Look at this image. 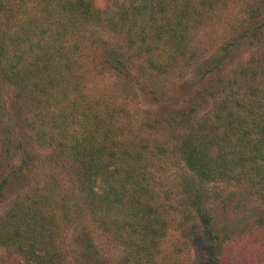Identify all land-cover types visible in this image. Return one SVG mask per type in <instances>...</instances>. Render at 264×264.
Returning a JSON list of instances; mask_svg holds the SVG:
<instances>
[{
    "label": "trees",
    "instance_id": "trees-1",
    "mask_svg": "<svg viewBox=\"0 0 264 264\" xmlns=\"http://www.w3.org/2000/svg\"><path fill=\"white\" fill-rule=\"evenodd\" d=\"M227 1L115 0L100 7L97 0H0V198L38 162L50 168L47 181L18 193L0 215V248L26 264H68L59 242L79 211L122 249L121 264H157L173 207L150 168L173 150L192 174L186 195L213 250L246 219L217 228L205 184H234L264 202V54L252 73L242 71V92L221 97L197 120L190 94L243 43L235 40L201 66L184 90L187 108L155 82L194 61V36ZM250 8L245 43L264 38V0ZM98 31L120 44L102 52L105 67L129 92L158 102L160 111L143 124L153 133L135 132L124 102L89 88L83 53ZM166 132L176 143L163 138ZM78 244L85 264H109L89 232Z\"/></svg>",
    "mask_w": 264,
    "mask_h": 264
},
{
    "label": "rangeland",
    "instance_id": "rangeland-1",
    "mask_svg": "<svg viewBox=\"0 0 264 264\" xmlns=\"http://www.w3.org/2000/svg\"><path fill=\"white\" fill-rule=\"evenodd\" d=\"M114 1L97 0V4L105 7ZM259 1L228 0L212 20H208L194 36L192 41L194 61L189 65L179 66L168 75L155 77L157 78L155 82L163 83L160 87L163 93L168 94V98H177V104L187 108L184 101L188 98L183 97L184 90L196 81L201 66L235 40L238 44L243 43L241 47H235V49L233 47L234 52L222 69L214 72L211 79H207L202 86H198L195 88L196 91L190 94L197 99L198 103L195 120L209 112L214 102L221 97L233 92H242L241 86L247 79L242 75V71L249 67L252 73V65L261 60L264 54V38L254 42L247 40L246 43L242 39L244 29L253 23L249 9L257 5ZM108 45L120 47V44L107 33L98 31L92 44L83 53L89 88L98 94L112 96L111 100L116 104L124 102L128 108L130 117L128 119L131 120L135 132L144 135L153 133L143 124L146 119L153 116V113L160 111L158 102H154L144 93L136 96L129 92L126 82L105 67L101 54ZM136 70L137 68H133L135 73ZM151 83L153 84V81H150V85ZM200 87H203L201 93L197 91ZM205 88L206 92L201 95ZM11 99L12 93L8 91L7 100L11 101ZM163 138L176 143L175 135L170 132H166ZM173 151L150 168L162 199L173 207L170 210V234L163 243L157 264H212L213 259L215 264H264V224L259 223V220L264 219V202L260 200L257 202L255 197L249 196L247 191L234 184L219 182L205 184L208 197L206 205L215 217L217 228L227 224L233 225L243 218L246 219L240 228L222 236L220 245L213 250L205 224L198 217L186 195V182L192 174L187 170L180 153ZM21 158L22 154H17L16 166L20 165ZM49 170V167L38 162L30 172H27L26 178L21 183L11 188L4 199L0 198V215L5 212L10 201L18 193L30 186L47 181ZM62 182L65 190L72 187L66 178H62ZM74 215V223L64 231L59 242L66 263L85 264L81 259L78 239L83 231H87L93 236L94 243L109 264H121L122 249L104 236L86 215L79 211ZM0 264L26 263L15 252L0 248Z\"/></svg>",
    "mask_w": 264,
    "mask_h": 264
}]
</instances>
